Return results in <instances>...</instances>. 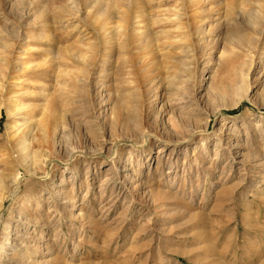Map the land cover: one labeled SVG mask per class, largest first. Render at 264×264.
<instances>
[{
	"label": "rangeland",
	"instance_id": "1",
	"mask_svg": "<svg viewBox=\"0 0 264 264\" xmlns=\"http://www.w3.org/2000/svg\"><path fill=\"white\" fill-rule=\"evenodd\" d=\"M200 1L0 0V264H264V0Z\"/></svg>",
	"mask_w": 264,
	"mask_h": 264
},
{
	"label": "bare ground",
	"instance_id": "2",
	"mask_svg": "<svg viewBox=\"0 0 264 264\" xmlns=\"http://www.w3.org/2000/svg\"><path fill=\"white\" fill-rule=\"evenodd\" d=\"M202 1H205V0H202ZM202 1H200V2H202ZM130 5V3L128 2V1H125L124 2V7H127V6H129ZM117 6V5H116ZM257 6V5H256ZM73 7V9L74 8H76L74 5L72 6ZM174 9V8H173ZM172 9V10H173ZM173 11H175V9L173 10ZM176 12V11H175ZM113 16L114 17H116V18H118V19H122L123 20V22H124V33H123V31L122 30H120L119 29V27H120V25L119 24H117V25H115V26H109V25H106L105 26V30H106V39H107V37H108V40H107V43H113V39H118V42H117V44H118V47H119V54H121V52H122V50L124 49V51H123V53H125L126 51H127V46H128V44H127V36H129V32H130V28H128V25H129V19H128V15H125V16H123V17H121L120 16V14L117 12V11H114L113 12ZM222 17H219V19H218V24H220L221 22H222ZM96 20L97 21H99L100 20V18L99 17H97L96 18ZM174 20V19H173ZM259 20V19H258ZM259 23V22H258ZM139 25V24H138ZM144 31V30H143ZM102 34V33H101ZM140 34V36H141V40H142V45L144 46V47H146V48H150L151 47V40H150V37H151V32L148 30V31H145V32H140L139 33ZM257 34V33H256ZM104 35V36H105ZM100 38H101V36H100ZM260 38L262 39V40H260ZM203 39V38H202ZM201 39V40H202ZM258 39H259V41H258V44H256V42H255V40L256 39H254V42H255V46H254V43H252L251 41L250 42H248V44H244V42L241 40V39H239L236 43H234V45H236L235 47H234V49H240L243 53H247V57L249 58V62H248V68H247V76H249V74L251 73V70H252V67H253V65L256 63V62H254V61H257V59H259L261 62L263 61L264 62V57L263 56H261L262 54L264 55V19H263V23L261 24V30H260V32H259V35H258ZM102 40V39H101ZM103 41H104V38H103ZM102 42V41H101ZM205 47H208L209 48V46L212 44V40H205ZM103 44V43H102ZM106 45V44H105ZM106 48V47H105ZM105 48H103V49H105ZM83 49V48H82ZM145 49V48H144ZM143 49V50H144ZM192 51V50H191ZM185 53H187L188 51H184ZM82 59V58H81ZM219 59H221V57H219ZM237 60V59H236ZM125 64H126V57H124L123 58V60H122ZM195 61V60H194ZM104 62H106V60H104L103 61V64H107V63H104ZM130 62V61H129ZM217 62V61H216ZM236 62V61H235ZM130 63H133V62H130ZM231 64H233V62L231 63ZM223 65H225L224 63H223ZM131 67V65H126L125 67H123V68H121L120 70H123V71H125L126 70V68H130ZM125 68V69H124ZM132 68V67H131ZM134 68V67H133ZM106 69V68H105ZM125 73H127V72H125ZM252 74V73H251ZM113 76H114V73H113ZM114 79H112V83H113V86L115 87V88H117L116 89V91L119 89V85H120V80L121 79H117L115 76L113 77ZM258 78V77H257ZM198 79V78H197ZM252 79V78H251ZM111 80V79H110ZM138 80V79H137ZM141 80V79H140ZM140 80H138V81H140ZM128 84V83H127ZM126 84V85H127ZM144 84V83H143ZM261 84L264 86V80L263 81H261ZM194 86L195 85H193V91L195 90V88H194ZM249 88V87H248ZM79 90V92L83 95V99H82V101H83V105H84V107L87 105V107H88V104L90 103L88 100H87V98L85 97V96H87V94H88V88H87V86H84V87H81V88H79L78 89ZM140 90V86L139 87H136V89H134L133 90V96H134V98H136L137 96H138V91ZM149 90V89H148ZM253 90V89H252ZM247 91V93H248V89L246 90ZM194 93V92H193ZM175 94H176V92H175ZM178 94V93H177ZM182 94V93H181ZM185 93H183L182 95H184ZM247 95V94H246ZM112 98V97H111ZM124 98V99H123ZM185 97L184 96H181L180 97V100L181 101H183L184 102V99ZM194 98V97H193ZM120 99L121 100H124V102H125V97H124V94L123 95H120ZM116 101V100H115ZM140 103V102H139ZM143 105V104H142ZM137 106V105H136ZM140 107H141V105H140ZM140 107H137L138 109H137V111L139 110V108ZM141 109H143L142 107H141ZM84 110V109H83ZM142 111V110H141ZM142 113H143V111H142ZM142 115V114H141ZM144 115V114H143ZM140 116V115H139ZM144 117V116H143ZM143 117L141 118V119H143ZM139 118V117H138ZM138 121V120H137ZM140 122H142V121H140ZM143 124V123H142ZM144 128V127H143ZM22 143H23V146H24V148L23 149H26L25 147V145H26V141H25V139H23V141H22ZM74 150V149H73ZM113 159V158H112ZM114 160V159H113ZM114 165H115V163H114ZM116 166V165H115ZM118 166V165H117ZM117 166H116V168H117ZM121 169V168H120ZM117 173H119V171L117 172ZM17 180H18V177H16V178H14V181H13V183H14V185L15 184H17L18 182H17ZM16 186V185H15ZM17 188V187H16ZM16 188L14 189V191H16ZM166 194V193H165Z\"/></svg>",
	"mask_w": 264,
	"mask_h": 264
},
{
	"label": "trees",
	"instance_id": "3",
	"mask_svg": "<svg viewBox=\"0 0 264 264\" xmlns=\"http://www.w3.org/2000/svg\"><path fill=\"white\" fill-rule=\"evenodd\" d=\"M234 112V111H233Z\"/></svg>",
	"mask_w": 264,
	"mask_h": 264
}]
</instances>
